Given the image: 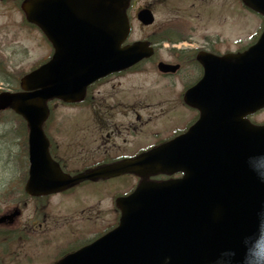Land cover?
I'll return each instance as SVG.
<instances>
[{"label":"water","instance_id":"95a60500","mask_svg":"<svg viewBox=\"0 0 264 264\" xmlns=\"http://www.w3.org/2000/svg\"><path fill=\"white\" fill-rule=\"evenodd\" d=\"M128 2L28 0L21 5L28 21L59 44L49 62L20 80L23 92L0 94V110L10 108L27 122L30 183L36 190H57L69 183L39 176L45 102L81 95L94 80L146 56L145 43L120 48L129 31ZM242 2L264 17V0ZM150 17L147 10L138 13L143 24ZM234 59L227 69L234 92L219 95L208 108L190 103L200 109L201 117L183 140L135 165L126 162L98 173L109 177L143 169L144 174H153L187 168L184 178L166 185L161 198L153 192L137 193V201L149 196L140 208L133 212L120 206L122 216L115 230L58 264H214L225 249L239 257L245 237L256 231L264 215V181L252 170H264V127L244 119L264 107V32L255 46ZM200 132L202 138L195 139ZM192 139L190 153L185 144ZM158 199L161 206H156Z\"/></svg>","mask_w":264,"mask_h":264},{"label":"rangeland","instance_id":"374dc122","mask_svg":"<svg viewBox=\"0 0 264 264\" xmlns=\"http://www.w3.org/2000/svg\"><path fill=\"white\" fill-rule=\"evenodd\" d=\"M17 0H0V92L13 89L16 79L32 68L40 60H44L49 54V48L44 42L43 37L36 30L26 27L23 23L22 16L18 9L15 7ZM204 4H214L215 9L212 10V16L203 18L198 12H201L200 4L196 0H138L136 6L149 4L153 9L155 16V24L162 22L163 20L170 19L173 16H184L193 19L196 22L198 28L197 33L211 32L219 35L220 40L224 41L219 43L218 48L220 51L226 49H237L236 45L231 46V40L253 33L254 29L261 26V19L250 12L242 11L239 6L238 0H204ZM190 13L189 14H186ZM133 11H130V15L133 16ZM189 20V19H188ZM156 27V25H155ZM154 29L153 26L145 28L134 19L132 21V34L130 40H138L149 35ZM165 47H161L163 49ZM163 54V50L160 51ZM21 73V75H19ZM158 77L152 72L151 67L148 65L142 66L138 74L133 73L123 78L113 79L111 82L99 87L97 91L109 95H120L119 100L122 102L123 95H127L126 106L127 109L132 104L129 100L131 93L137 92L139 95H147L146 105L150 108L148 119L153 118L160 124L159 129H155L147 123V116L142 113L143 132L139 134L140 139L144 142L149 131H161L167 124L172 123L180 109L175 107L174 97L178 93L182 86L180 79H174V84H171L169 88H163L162 82L155 84ZM156 87V88H155ZM169 89V90H168ZM164 95V96H156ZM167 95H170L169 102ZM166 99V100H164ZM168 102L165 106V112L163 115L153 116L152 111L155 107H162L163 105H155L157 101ZM176 104L180 105L178 98L175 99ZM119 104V101H118ZM119 106V105H118ZM134 107L139 111V108L145 107L144 103ZM169 108V109H168ZM129 110V109H128ZM177 112V113H176ZM68 112L65 110H59L56 112L59 118ZM130 113V110H129ZM182 113V112H181ZM187 113L183 111L185 116ZM88 117V112H85ZM133 114H129L127 120H132ZM16 119H13L8 113L0 114V214L10 209L13 205H18L22 202V198L18 196V188L21 181V176L24 171V167L21 165L23 160V149L24 148V136L23 130L20 127L22 136L17 132L18 123ZM70 123L78 122L85 125L81 127V130L87 128L91 122V119L85 118L84 114L75 115ZM256 123L264 122V110L254 114L251 118ZM114 121H121V119L114 117ZM126 122V121H123ZM97 131L88 129L87 131H81L80 136L82 139L89 137L95 138ZM78 134V131L70 133V136ZM60 141V139H57ZM120 140V139H117ZM67 140L64 139V142ZM124 180H117L109 182L107 185L100 187L102 190L101 194L93 196L90 192L89 203H86L91 208V214L93 210L100 208H106L107 199L109 203L111 201V194L114 187H121L124 184ZM110 191V192H109ZM86 195V194H85ZM86 197V196H85ZM59 201L63 206L60 208L55 204ZM81 202V201H80ZM52 208L60 209L61 212L69 211L74 209L78 203L77 200H67L63 198H55V202ZM84 206H87V205ZM100 204V205H99ZM81 207V205H80ZM80 209V208H79ZM34 210V205L31 203L27 204L26 209H22V215L19 218L20 224L24 222L27 217H30ZM33 218V217H32ZM103 215L101 213V220ZM105 220L107 223L111 220V215L108 214V209L105 211ZM98 223V221H96ZM89 229L90 226L85 224ZM16 230L15 238L8 239L7 237L0 238V264H42L46 261L33 259L36 250L23 240L22 228ZM34 236V235H33ZM32 237V236H30ZM27 244V245H26ZM29 256L31 260L26 259L24 256ZM36 256L40 257L39 254ZM41 258V257H40Z\"/></svg>","mask_w":264,"mask_h":264},{"label":"flooded vegetation","instance_id":"af4514ba","mask_svg":"<svg viewBox=\"0 0 264 264\" xmlns=\"http://www.w3.org/2000/svg\"><path fill=\"white\" fill-rule=\"evenodd\" d=\"M204 0H199L201 12L198 14L203 18L213 17L212 16V4L202 3ZM135 3V2H134ZM133 3V4H134ZM150 7V6H149ZM142 8V7H141ZM151 8V7H150ZM164 24V20L158 24L153 25L156 30L160 29V26ZM156 25V27H155ZM165 31V30H163ZM198 28L196 22L193 19H189L188 27L173 28L172 35H167L164 37H158L152 34V39L149 41L153 47V55L149 60L152 67L156 66L158 62L163 61L165 63L179 66L175 72H168L162 74L161 78L167 83H174V79H180L182 82L181 92H185L192 85L199 82L204 75V68L198 56L200 54L208 53L214 55H222L228 53L230 50L226 49L220 52L218 45L224 41L220 40L219 35L211 32H203L198 34ZM251 37L246 38L240 42L243 46H240L237 51H242L245 49V45H249ZM162 42L167 44V46L161 49ZM239 42V43H240ZM235 40H231V46H233ZM163 50V54L160 52ZM234 51V50H233ZM205 57L207 55H204ZM118 75H111L99 81V83L93 85L88 90L87 94L82 97V100L77 103H72L70 105H62L58 102H53L51 105V110L49 116L44 123V132L49 140V152L54 161L60 166L61 170L71 176L77 174L80 171H84L93 167H97L101 164H107L112 162L122 161L127 158H131L138 153L142 152L144 149H148L159 145L163 142L164 137L169 135L173 128L185 126L186 115L183 112H176L177 115L174 116L175 120L167 124L161 131L167 130V134L164 137H160L158 130L149 131L145 141L142 142L139 134L143 132V116L144 113L147 116V123L150 124L155 129H159L160 124L153 120V118L148 119L150 108L146 105L147 95H130L131 106H126L127 95L119 100L120 95H109L97 91V89L109 82ZM158 97L164 95H156ZM168 102L170 100V95H167ZM126 100V101H125ZM166 100V99H164ZM119 101V104H118ZM168 102L159 100L155 105H163L162 107H155L153 109V116L163 115L166 111L165 106ZM144 103L145 107L139 108V111L134 107L135 104ZM119 105V106H118ZM65 110L68 113L65 114L64 118H59L56 112L59 110ZM169 109V108H168ZM188 109V108H186ZM190 111V109H188ZM88 112V117L85 115ZM84 114L85 118L91 119L89 126L83 130L81 127L85 125L78 122L70 123L73 121L75 115ZM129 114H133L132 120H127ZM121 119V121H114V117ZM126 121V122H123ZM88 129L97 131L96 137H89L85 140L81 138L80 132L87 131ZM77 132L70 136V133ZM155 138L152 141V138ZM57 139H60L58 141ZM64 139L67 140L64 142ZM120 139V140H117ZM131 176H122L120 178H128ZM134 178V177H133ZM161 177H156L153 179H160ZM136 179V178H135ZM137 180V179H136ZM107 183V181H97V182H81L78 186L64 192L62 194L45 196L36 198L38 206L36 209L35 217L33 219L26 220L23 224L25 228V234L28 232L34 233L38 239V244L42 249L56 248L62 252H57L55 255L51 253H45L44 251H38V253L44 254L45 259H54L64 251L67 246L63 245L64 239L60 237L54 240H45L46 234L52 233L55 230H61L63 228H69L72 235H74V224L85 223L87 224L91 220V208L89 205L84 206L79 202L81 209L78 210L77 216L74 217V213L57 212L56 214L51 213L50 209L54 205L55 198L60 195H65L68 193L74 194L79 192V195L84 196L91 192V188L98 189L101 193L100 186ZM95 192V190H93ZM80 201V199H79ZM55 204H60L57 201ZM27 208V204H24ZM99 210V216L101 210ZM62 231V230H61ZM67 232V231H66ZM78 234L84 235V232Z\"/></svg>","mask_w":264,"mask_h":264},{"label":"clouds","instance_id":"9594fccd","mask_svg":"<svg viewBox=\"0 0 264 264\" xmlns=\"http://www.w3.org/2000/svg\"><path fill=\"white\" fill-rule=\"evenodd\" d=\"M252 170L264 181V170ZM214 264H264V215L258 219L256 231L245 237L239 257L234 250L225 249L215 257Z\"/></svg>","mask_w":264,"mask_h":264}]
</instances>
